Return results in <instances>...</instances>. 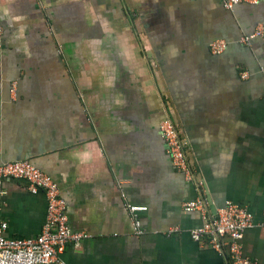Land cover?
Here are the masks:
<instances>
[{"label": "crops", "instance_id": "0c3cea01", "mask_svg": "<svg viewBox=\"0 0 264 264\" xmlns=\"http://www.w3.org/2000/svg\"><path fill=\"white\" fill-rule=\"evenodd\" d=\"M0 28V163L56 181L88 237L61 263L233 264L190 236L203 219L184 205L202 197L212 215L228 202L253 212L244 251L264 264V35L240 44L264 30V0L235 12L224 0H0ZM219 40L230 45L215 56ZM168 117L195 182L168 155ZM3 189L6 236L39 237L45 193ZM127 204L147 207L141 236Z\"/></svg>", "mask_w": 264, "mask_h": 264}, {"label": "built area", "instance_id": "2783aa9c", "mask_svg": "<svg viewBox=\"0 0 264 264\" xmlns=\"http://www.w3.org/2000/svg\"><path fill=\"white\" fill-rule=\"evenodd\" d=\"M262 0H224V8L235 12L241 5L259 6ZM264 30L259 28L255 34L245 36L240 44L251 47L255 40L263 37ZM2 29L0 28V49ZM229 42L219 40L211 44V52L215 56L224 55L229 49ZM244 79L248 74L243 75ZM12 92H15L13 87ZM161 132L167 143L168 155L173 166L190 182H195V172L190 163L187 142L177 123L168 117L161 125ZM7 179L25 181L31 193L43 191L47 200V215L42 232L35 239L17 240L9 238L5 232L7 223L0 221V264H63L60 257L69 246H79L88 237L84 233L73 232L70 227L68 207L62 198L56 181L40 170L30 161H14L0 163V210L4 202V181ZM136 235H143L140 214L147 207L127 204ZM187 212H198L203 225L190 231L191 238L196 242L208 241L218 252L229 255L233 264H259L246 256L243 240L247 232L259 226L255 215L246 206L228 202L216 214H210L202 197L185 203ZM179 227L168 231L169 234L179 232Z\"/></svg>", "mask_w": 264, "mask_h": 264}, {"label": "water", "instance_id": "95a60500", "mask_svg": "<svg viewBox=\"0 0 264 264\" xmlns=\"http://www.w3.org/2000/svg\"><path fill=\"white\" fill-rule=\"evenodd\" d=\"M216 214V213H215Z\"/></svg>", "mask_w": 264, "mask_h": 264}]
</instances>
